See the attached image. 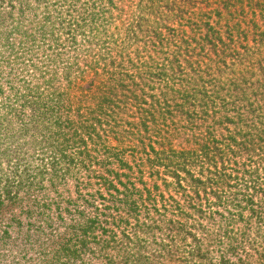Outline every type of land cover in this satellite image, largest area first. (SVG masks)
I'll use <instances>...</instances> for the list:
<instances>
[{
	"label": "trees",
	"instance_id": "1",
	"mask_svg": "<svg viewBox=\"0 0 264 264\" xmlns=\"http://www.w3.org/2000/svg\"><path fill=\"white\" fill-rule=\"evenodd\" d=\"M0 264H264V0H0Z\"/></svg>",
	"mask_w": 264,
	"mask_h": 264
}]
</instances>
